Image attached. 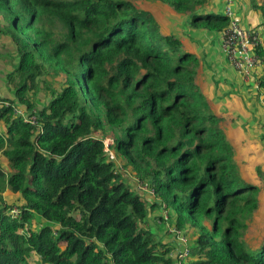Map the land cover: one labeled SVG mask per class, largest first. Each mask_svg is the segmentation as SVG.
I'll return each mask as SVG.
<instances>
[{"label":"trees","instance_id":"obj_1","mask_svg":"<svg viewBox=\"0 0 264 264\" xmlns=\"http://www.w3.org/2000/svg\"><path fill=\"white\" fill-rule=\"evenodd\" d=\"M209 1L0 0V264H179L180 244L182 264H264L249 231L263 185L157 17L222 33ZM249 3L264 30V0ZM254 52L264 92V32Z\"/></svg>","mask_w":264,"mask_h":264},{"label":"crops","instance_id":"obj_2","mask_svg":"<svg viewBox=\"0 0 264 264\" xmlns=\"http://www.w3.org/2000/svg\"><path fill=\"white\" fill-rule=\"evenodd\" d=\"M225 3L226 0H210L207 7H209L208 9L213 12L223 13ZM233 5L242 20L243 26L248 27L252 26L250 23L254 24L258 21L260 22L261 18L254 15V12L251 10L249 0H233ZM172 17L176 19L181 18L184 19V21L188 19L186 16ZM162 24H164L168 29L167 25L169 24H166V22L163 21ZM190 26L191 25H189L190 29L185 31L186 35L184 36L175 35L171 32V29H168V31L179 37L180 40L188 46L190 51L199 58L201 62L200 76L203 80L202 82L205 92L206 94H209L213 104L216 102L215 99H217L218 96H221L219 94V88L222 85L227 88L224 98L225 108L224 110H221V108L215 103L217 113L229 116L235 114V117L240 115L247 118L248 116H252L254 114L253 112L257 113L258 110L261 109L264 111L263 90L261 88L256 89L251 81L243 80L239 73L229 64L227 58L221 50V33H213L202 28H195L192 26L191 28ZM263 32L264 30L261 26L259 28L261 36H263ZM209 70H212V72H209ZM207 76H210V79ZM257 93L260 100L256 97ZM251 95H253V97H251ZM242 102L253 103V107L250 109L245 106L246 108L241 109L240 105ZM259 102L261 103L260 106ZM237 108H239L240 111H237ZM158 212L159 211H154L153 214L156 215L155 213ZM150 223H152L150 226H154L153 231L156 230L158 234L163 235L164 232L163 230H158V225L154 222ZM164 238L166 241L169 240V237L166 235H164ZM180 248H182V244L179 245L178 249Z\"/></svg>","mask_w":264,"mask_h":264},{"label":"rangeland","instance_id":"obj_3","mask_svg":"<svg viewBox=\"0 0 264 264\" xmlns=\"http://www.w3.org/2000/svg\"><path fill=\"white\" fill-rule=\"evenodd\" d=\"M157 13H158L157 17L161 21L166 22V24H169L167 25L168 29L169 30L171 29V32L174 33L175 35L184 36L186 35L185 31L190 29L189 28L190 22L188 19L184 21V19H181V18L176 19L165 12L160 13L158 11ZM4 48H7V50L8 49L10 50V47L7 44H5L4 41L0 40V51L2 53H5ZM5 63L6 62H4V59L0 57V95L12 97V94L9 91V87H8L7 80H6L7 74L12 69V66L5 64ZM209 72H212V70H209ZM208 78L210 79V76ZM219 90H220L219 94L221 96H218L217 99H215L216 101L215 103L218 105V107L221 108V110L222 109L224 110L225 108L224 98H225V93H226L227 88H225L222 85L219 88ZM257 95L258 93L256 94V97L258 98V100H260ZM251 97H253V95H251ZM41 98L44 99V96ZM260 102H259V106L261 105ZM215 103L214 105L216 108ZM245 106L251 109L253 107V103H248V102L243 103L242 102L240 105L241 109L246 108ZM237 111H240V109L237 108ZM253 113L254 114L252 116H248L247 118H244L240 115L235 117V114H233L232 116L227 115V117L225 118L226 120L225 123H226V130H227L228 136L232 138V140L236 139L239 142H243V144L241 145L242 149L238 151L237 153V160L245 162L242 165H244L243 168L246 169L247 175H250L251 178H253V181L255 180V182L258 185L260 184L263 185L262 187L263 189L260 195V202L262 205V209L258 211L257 216L254 219L255 224L249 230L250 235L254 237L252 239V242L258 243L264 240V111L261 109V110H258L257 113L255 112ZM107 144H109V140H107ZM256 156L263 160V161L261 160L260 165L255 164V161H256L255 159H257ZM120 164H122V162ZM126 176H127L126 178H128L132 184H135V182H133V179H132L134 177L133 175L127 174ZM135 185L137 187V183ZM139 191L142 194H144L148 200H151L152 198L151 193H147L142 190H139ZM155 214H158V213H155ZM150 222L152 221L150 220ZM151 228L153 229L154 226L151 225ZM37 262L38 260L34 258L33 260L30 261V264H37Z\"/></svg>","mask_w":264,"mask_h":264},{"label":"built area","instance_id":"obj_4","mask_svg":"<svg viewBox=\"0 0 264 264\" xmlns=\"http://www.w3.org/2000/svg\"><path fill=\"white\" fill-rule=\"evenodd\" d=\"M223 14L228 19V26L221 33V50L229 64L239 73L242 79L251 81L254 87L258 89L260 87L258 86L255 70L260 66V59L254 52V48L262 42V36L259 31L243 26L242 20L234 8L233 0H226ZM15 109L17 114H22L21 109ZM30 119L33 122L35 121L34 116H31ZM107 145V140H105V151L108 150ZM110 157H113L111 153ZM137 188L147 193H153V190L145 183H137ZM177 253L178 262L182 264L181 261L186 258L188 250L182 247Z\"/></svg>","mask_w":264,"mask_h":264}]
</instances>
